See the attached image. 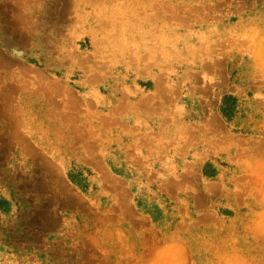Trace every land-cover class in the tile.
Instances as JSON below:
<instances>
[{
	"label": "rangeland",
	"instance_id": "rangeland-1",
	"mask_svg": "<svg viewBox=\"0 0 264 264\" xmlns=\"http://www.w3.org/2000/svg\"><path fill=\"white\" fill-rule=\"evenodd\" d=\"M0 264H264V0H0Z\"/></svg>",
	"mask_w": 264,
	"mask_h": 264
}]
</instances>
